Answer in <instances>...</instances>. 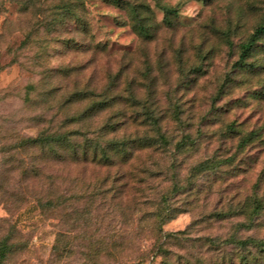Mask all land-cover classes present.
<instances>
[{
    "label": "rangeland",
    "instance_id": "374dc122",
    "mask_svg": "<svg viewBox=\"0 0 264 264\" xmlns=\"http://www.w3.org/2000/svg\"><path fill=\"white\" fill-rule=\"evenodd\" d=\"M123 1L148 14L151 38L107 0H0L3 264H240L236 241H264V210L253 213L264 206V36L255 68L237 65L264 0H160L172 25L156 0ZM113 80L111 108L68 123L90 104L73 93ZM109 123L106 147L152 144L110 163L76 162L72 141L29 144L61 126L83 144Z\"/></svg>",
    "mask_w": 264,
    "mask_h": 264
},
{
    "label": "trees",
    "instance_id": "16d2710c",
    "mask_svg": "<svg viewBox=\"0 0 264 264\" xmlns=\"http://www.w3.org/2000/svg\"><path fill=\"white\" fill-rule=\"evenodd\" d=\"M110 3L115 4L116 6L123 8V9H129L131 13V20H132V27L134 31L143 39H149L152 37V24L149 23V16L148 14H143L141 12V8L138 5H131L129 3L124 2L123 0H107ZM157 5L164 11L165 23L172 25L171 15H175V10L172 8H169L167 6H164L161 4L160 0H156ZM206 1V0H202ZM145 7V6H144ZM148 9V12L150 11V7L146 6ZM145 13V12H144ZM264 36V25L259 26L253 34L249 37L247 42L243 43L241 45V52L239 56V60L237 62L238 66L241 67H251L255 68L252 64H249L247 62V59L252 55L255 48L258 45V42L263 38ZM100 46L97 45L96 49H99ZM117 78V77H116ZM115 78V80H116ZM113 80L111 83V86L108 87L103 93L95 94V92L90 90H82L77 91L72 94V101H82V100H90V104L85 110L84 114L79 117L72 118L68 123L73 124H79L86 119L90 118L92 119L94 116L97 115V113H100L104 110H107L111 108L114 104L113 102L120 97V95L115 94L116 90V81ZM130 85V84H129ZM135 96L133 94H130L129 99L134 100ZM145 112L144 115L146 117V120L148 124L155 127V129L161 133V130L159 128V121L158 118L155 116L153 111L149 107H144ZM117 123H109L97 130V135H95L92 138L87 137L85 142L83 144H77L74 142V134H61L60 130L64 127L61 126L55 131H48L43 130L35 139H31L29 141V144L32 145V147L36 146L37 149H47V148H53L54 145L61 144H67L70 141H72V155L73 159L76 162H88V161H106L107 163H110L113 161L110 156V154L113 153H122L125 155V157H130L132 155V149L137 146L138 144L141 146L145 145L147 142H152V139L147 138V140H135L131 141L130 139H123V140H117V139H110L107 140L108 146H104L102 140L105 138L106 135L115 133L117 131L116 128ZM72 136V137H71ZM160 139L162 141H167V138L160 134ZM148 144V143H147ZM152 143H149L148 145H151ZM58 160L61 161L63 158V154H60V151L57 154ZM206 163V162H205ZM204 163V164H205ZM203 166V163L201 164ZM264 210V206H262V203L256 201L255 208L253 209V213L259 214L260 211ZM171 219V218H170ZM236 244L239 245L241 249L240 254V264H262L259 260L257 255H253V252L249 250L251 247L254 248H260L261 252L264 254V241L256 240L253 238H249L247 240H238L236 241ZM12 247L9 243V239L5 238L0 241V264H3V262L7 259L8 254L11 252ZM232 264V263H231Z\"/></svg>",
    "mask_w": 264,
    "mask_h": 264
}]
</instances>
